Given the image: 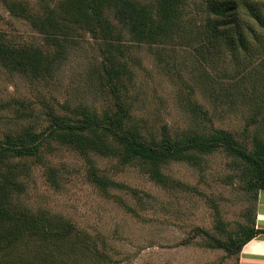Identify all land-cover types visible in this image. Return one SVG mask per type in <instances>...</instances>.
Masks as SVG:
<instances>
[{
  "label": "rangeland",
  "instance_id": "1",
  "mask_svg": "<svg viewBox=\"0 0 264 264\" xmlns=\"http://www.w3.org/2000/svg\"><path fill=\"white\" fill-rule=\"evenodd\" d=\"M59 1L0 0V32L10 43L35 45L52 56L66 51L46 80L0 65V100L12 104L0 112V138L29 126L36 132L46 131L51 124L50 109L73 119L78 117L77 107L92 108L101 115L114 110L108 79L101 69V44L90 32L83 30L82 37L66 43L63 50L64 44L50 45L29 20L16 16L23 6L34 14H44L46 4L55 6ZM258 1L264 11V0ZM187 2L188 11L192 7L209 15L203 0ZM108 17L114 28L120 26L113 16ZM248 22L258 29L255 20ZM247 39L232 50L224 47L208 53L201 66L194 62V58L202 60L201 53L197 56L195 52L197 57L181 52L174 55L164 43L139 45L126 37L121 44L127 57L121 79L134 126L145 120V130L160 137L162 126L167 125L177 138L218 128L233 132L246 143V111L255 87L264 88L262 75L249 74L245 77L248 82L239 77L245 65H257L264 59L260 53L264 37L258 41L250 32ZM130 55L134 62L128 59ZM223 88L228 98L220 106L214 94ZM50 145L52 149L44 150L45 157L59 172V185L52 186L45 179L46 167L28 160L30 172L16 179L27 186V194L20 200L33 212L42 210L64 218L75 234L61 246L42 250L36 258L38 264H235L236 257L218 248L202 231L226 241L240 227L252 225L258 199L257 191L244 189L253 174L248 163L223 147L209 154L193 150L195 161H171L162 167L170 177L164 187L150 178L146 162L122 167L117 158L90 153L86 159L84 154L61 147L56 138ZM88 159L108 180L106 188L89 182ZM32 246L39 244H29L23 252L28 253Z\"/></svg>",
  "mask_w": 264,
  "mask_h": 264
},
{
  "label": "trees",
  "instance_id": "2",
  "mask_svg": "<svg viewBox=\"0 0 264 264\" xmlns=\"http://www.w3.org/2000/svg\"><path fill=\"white\" fill-rule=\"evenodd\" d=\"M204 3L208 4L209 15L192 7L188 11L185 7L186 4L188 6L187 0H60L55 6L46 4L45 11L41 12L44 14H34L26 6L18 9L16 16L29 20L45 35L50 45L64 44L63 50H66V43H76L75 39L82 37L80 32L83 30L100 42V51L104 56L101 69L108 79V95L114 99V110L101 115L92 108L77 107L78 117L73 119L50 109L51 124L46 131L36 132L29 126L5 133L0 138V264H38L36 258L37 255L40 257L42 250L61 246L64 240L72 239L75 234L72 224L64 218L50 216L42 210L33 212L20 200L21 195L27 194V186L23 180L18 182L16 179L30 172L28 160L46 167L45 179L52 186L59 185L56 180L59 172L50 167L44 152L45 149H52L50 141L54 138L61 147L84 154L86 159L94 153L117 158L122 167L135 161L146 162L150 178L164 187L170 182V177L162 171L165 164L195 161L198 158L191 153L193 150L209 154L223 147L229 154L253 167L252 178L244 189L257 191L259 198V193L264 191V88L259 91L255 87L254 98L250 99L246 111V143L233 132L218 128L214 132L193 131L177 138L170 134L167 125H163L160 137L151 135L145 130V120L134 126L131 109L124 100L121 76L124 72L122 63L127 57L121 44L126 43V37L139 45L164 43L174 55L181 52L182 56L197 57L201 53L202 60L194 58V62L201 66L208 59V53L220 52L224 47L232 50L238 43H246L250 32L255 39L262 41L264 11L258 0H203ZM184 14L188 17L185 18ZM108 15L113 16L120 26L114 28ZM249 19L255 20L257 30L249 24ZM65 52L52 56L35 45L12 44L0 32V65L36 80L49 79L59 57ZM260 53L264 56V51ZM128 59L136 60L131 55ZM249 74L264 78V59L257 65H245L239 77L243 76V81L248 82L250 79L245 77ZM224 89L214 94L220 106L228 98ZM241 97L245 98V94ZM14 101L26 107L24 102ZM11 105V101L0 100V112ZM88 162L89 182L106 188L109 184L106 177L100 175V169L91 159ZM202 232L211 237L218 248L235 256V264H239L244 245L264 230L256 227L255 211L252 225L240 227L226 241ZM28 237L33 241L28 242ZM32 243L39 246H32L31 251L24 253V248Z\"/></svg>",
  "mask_w": 264,
  "mask_h": 264
},
{
  "label": "crops",
  "instance_id": "3",
  "mask_svg": "<svg viewBox=\"0 0 264 264\" xmlns=\"http://www.w3.org/2000/svg\"><path fill=\"white\" fill-rule=\"evenodd\" d=\"M256 227L264 230V191L259 193ZM239 264H264V233L244 245L239 255Z\"/></svg>",
  "mask_w": 264,
  "mask_h": 264
}]
</instances>
